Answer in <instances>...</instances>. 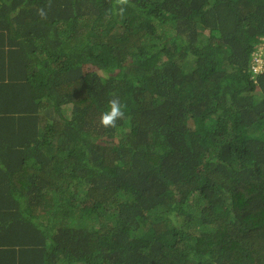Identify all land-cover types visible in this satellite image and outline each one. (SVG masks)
<instances>
[{
	"label": "trees",
	"instance_id": "1",
	"mask_svg": "<svg viewBox=\"0 0 264 264\" xmlns=\"http://www.w3.org/2000/svg\"><path fill=\"white\" fill-rule=\"evenodd\" d=\"M263 39L264 0H0V264H264Z\"/></svg>",
	"mask_w": 264,
	"mask_h": 264
},
{
	"label": "clouds",
	"instance_id": "2",
	"mask_svg": "<svg viewBox=\"0 0 264 264\" xmlns=\"http://www.w3.org/2000/svg\"><path fill=\"white\" fill-rule=\"evenodd\" d=\"M130 0H117V4L119 5H129ZM125 9L123 7L120 8V15L124 14ZM40 15L45 16L44 11L41 9ZM264 40V39H263ZM257 60H260L263 66V69H260L258 72H255V68H258V64H260ZM261 65V64H260ZM252 71L255 75H259L264 72V44L261 43L257 50L254 53V59L252 61ZM109 110L102 113L100 118V124L104 128H116L117 121L123 120L125 118V107L122 105L120 99L118 97L112 98L108 102Z\"/></svg>",
	"mask_w": 264,
	"mask_h": 264
},
{
	"label": "built area",
	"instance_id": "3",
	"mask_svg": "<svg viewBox=\"0 0 264 264\" xmlns=\"http://www.w3.org/2000/svg\"><path fill=\"white\" fill-rule=\"evenodd\" d=\"M260 64H258V68H255L254 70H255V72H258L260 69H263V66H262V63H261V61L260 60H257Z\"/></svg>",
	"mask_w": 264,
	"mask_h": 264
},
{
	"label": "rangeland",
	"instance_id": "4",
	"mask_svg": "<svg viewBox=\"0 0 264 264\" xmlns=\"http://www.w3.org/2000/svg\"><path fill=\"white\" fill-rule=\"evenodd\" d=\"M69 114V113H68Z\"/></svg>",
	"mask_w": 264,
	"mask_h": 264
}]
</instances>
